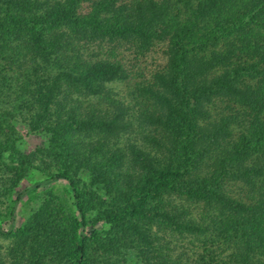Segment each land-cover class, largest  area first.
<instances>
[{
    "label": "trees",
    "instance_id": "trees-1",
    "mask_svg": "<svg viewBox=\"0 0 264 264\" xmlns=\"http://www.w3.org/2000/svg\"><path fill=\"white\" fill-rule=\"evenodd\" d=\"M32 168L70 195L19 225L12 199V264H167L172 230L193 264H264V0H0V206Z\"/></svg>",
    "mask_w": 264,
    "mask_h": 264
},
{
    "label": "rangeland",
    "instance_id": "rangeland-1",
    "mask_svg": "<svg viewBox=\"0 0 264 264\" xmlns=\"http://www.w3.org/2000/svg\"><path fill=\"white\" fill-rule=\"evenodd\" d=\"M154 53V52H153ZM152 55H156L155 53ZM122 56V53H121ZM126 64L130 67L132 66V71L135 72L136 70H144L146 74H148L147 71L149 69H152L154 67V61L152 56H147L143 61L142 60H134L131 55H129L128 51H124V56ZM155 59L157 57L153 56ZM159 58V57H158ZM157 58V59H158ZM134 63V65H130ZM133 80V79H131ZM131 88V85L127 86L126 81H111V83L108 84L109 89V95L115 98H121L129 100V90ZM119 100V99H118ZM134 100V99H133ZM133 100H131L133 102ZM125 101V100H124ZM122 101L124 104H127L126 102ZM131 101L128 103L130 104ZM135 108V107H134ZM133 112H136L135 110H132ZM134 124L136 125L137 122L134 121ZM18 130L21 134V138L18 141V146L24 150V151H32L35 149L37 145H41L46 141V137L43 133H34L28 130V128L24 125H18ZM139 133H136L137 136ZM43 173L40 172L38 169L32 168L30 169L27 174L23 177V179L19 182L17 187L15 188V192L12 195L11 198H8L5 200L4 204L0 206V222L4 227H8L10 224V218L9 215V205L12 202L13 198H16L18 192H23L20 194V198L18 199L16 203L15 213H14V225H19L30 213L31 209L34 208L37 204V201L39 200L40 196L43 194L45 189L51 188L56 193H59L61 195H65L66 197H69V190H68V184L65 180L61 178H55L51 182H41L38 186L35 185L36 180H40L43 178ZM82 176L85 178H88V172H82ZM34 187L36 191L30 190L31 187ZM192 217L198 218L197 210L193 209L192 211ZM100 224V223H99ZM172 238V242L170 243L169 252L171 254V257L168 260L167 264H193L191 263L190 256L188 255L186 245L192 246L191 240L195 241L194 236L188 235L187 233H179L175 230H172V234L169 235ZM0 244L2 247V251L5 254V258L7 259V264H12V255L8 254L10 241L9 239L3 237L0 234ZM173 248V249H172ZM190 251V250H189ZM130 264H138L135 257H130Z\"/></svg>",
    "mask_w": 264,
    "mask_h": 264
}]
</instances>
